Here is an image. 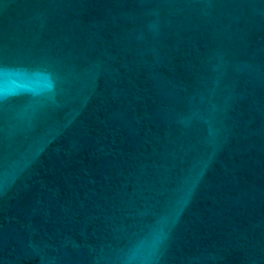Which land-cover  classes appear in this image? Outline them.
I'll list each match as a JSON object with an SVG mask.
<instances>
[{
	"label": "water",
	"instance_id": "obj_1",
	"mask_svg": "<svg viewBox=\"0 0 264 264\" xmlns=\"http://www.w3.org/2000/svg\"><path fill=\"white\" fill-rule=\"evenodd\" d=\"M0 264H264V0H0Z\"/></svg>",
	"mask_w": 264,
	"mask_h": 264
}]
</instances>
